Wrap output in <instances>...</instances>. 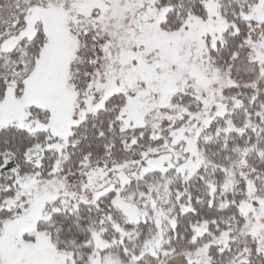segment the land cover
<instances>
[{
  "label": "snow or ice",
  "instance_id": "6c2138e0",
  "mask_svg": "<svg viewBox=\"0 0 264 264\" xmlns=\"http://www.w3.org/2000/svg\"><path fill=\"white\" fill-rule=\"evenodd\" d=\"M0 264H264V0H0Z\"/></svg>",
  "mask_w": 264,
  "mask_h": 264
}]
</instances>
